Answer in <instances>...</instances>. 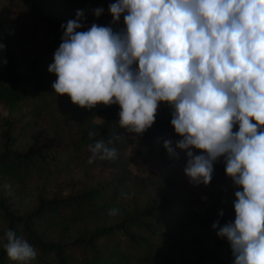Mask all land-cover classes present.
<instances>
[{
	"label": "trees",
	"instance_id": "trees-1",
	"mask_svg": "<svg viewBox=\"0 0 264 264\" xmlns=\"http://www.w3.org/2000/svg\"><path fill=\"white\" fill-rule=\"evenodd\" d=\"M172 1L205 52L156 15ZM252 66L264 0H0V264H264ZM179 136L219 185L131 171L130 144L170 155Z\"/></svg>",
	"mask_w": 264,
	"mask_h": 264
},
{
	"label": "rangeland",
	"instance_id": "rangeland-1",
	"mask_svg": "<svg viewBox=\"0 0 264 264\" xmlns=\"http://www.w3.org/2000/svg\"><path fill=\"white\" fill-rule=\"evenodd\" d=\"M57 7L63 9L65 5L59 2ZM156 15L163 20L169 29L174 30L181 38L187 40L196 51H206V46L198 30L193 27V21L182 4L172 1L160 6L156 9ZM172 23H175V25L173 26ZM244 72L250 77H264V68L252 66L245 69ZM45 124L44 121H40L39 127H44ZM158 145V142H156L155 146ZM136 149L137 144H130L126 149V152L130 155L129 167L133 173L142 175L149 170H153L159 174H171L180 184L194 189H202L221 183V176L214 169H211L206 177H201L192 170H188L195 161V155L191 152L183 136H179L170 142V155L154 156L152 152L146 150L141 154H137ZM88 174L93 179H98L106 172L98 169L97 166H93L89 169ZM75 176L84 175L74 172L73 177Z\"/></svg>",
	"mask_w": 264,
	"mask_h": 264
}]
</instances>
